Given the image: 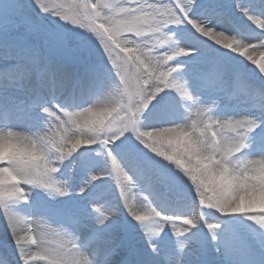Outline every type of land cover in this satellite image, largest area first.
Returning <instances> with one entry per match:
<instances>
[{
    "label": "snow or ice",
    "instance_id": "1",
    "mask_svg": "<svg viewBox=\"0 0 264 264\" xmlns=\"http://www.w3.org/2000/svg\"><path fill=\"white\" fill-rule=\"evenodd\" d=\"M31 5L57 18V24L45 25L30 15L26 7ZM31 5L0 0V59L12 61L0 68V112L9 117L0 127V144L5 146L0 209L23 264H112L118 255L130 257V264H159L136 245L125 225L142 233L157 254L161 245L178 243L179 252H170L164 264H186L191 245L187 234L201 222L219 241L221 223L209 222L208 212L243 214L264 228V219L251 211L264 208V201L246 198L264 188V103L258 102L264 101V54L259 59L253 55L264 53V16L236 3V11L246 18L240 20L204 0H83L73 15L52 0H31ZM219 34L236 37L242 47L226 44ZM94 53L102 62L88 59ZM246 70L258 80L249 79ZM240 97L253 101L258 114H215L221 100ZM11 120L37 130L15 131ZM160 128L173 130L170 142L178 145V157L149 143L146 137ZM130 137L156 163L167 161L176 171H161L135 156L130 165L124 163L115 150ZM257 137L259 158H242ZM97 146L111 158L110 170L101 175H114L120 183L117 204L90 199L54 213L41 205L39 210L46 213L41 215L13 209L19 203L31 205L33 188L52 199L70 197L69 181L57 176L63 162L74 158L93 164L94 157L84 153ZM101 175H93L76 195L84 197ZM175 178L188 195L174 199L165 211L154 201L165 197L162 186L174 184ZM133 185L145 193L139 207L125 195ZM210 186L238 194V203L228 207L209 202L203 192ZM122 213L127 215L118 223L115 218ZM52 215L64 230L56 233L61 243L55 247L46 239ZM170 234L175 242L166 239Z\"/></svg>",
    "mask_w": 264,
    "mask_h": 264
},
{
    "label": "rangeland",
    "instance_id": "2",
    "mask_svg": "<svg viewBox=\"0 0 264 264\" xmlns=\"http://www.w3.org/2000/svg\"><path fill=\"white\" fill-rule=\"evenodd\" d=\"M26 4L31 5V0H25ZM53 3L55 4H59L62 6V11L65 13H68L69 15H73V14H77L78 11H80V9H78L76 7L77 4H82L83 0H52ZM94 2V0H93ZM107 2L112 3L114 2V0H107ZM205 3L211 2L213 4L219 5L221 9L227 10L229 14H231L232 16H235L237 19L240 20H245L246 18L243 17L240 13H238L236 11L235 5L236 3H243L246 6H249L251 8V11L253 14H258V12H261V8H264V6L261 5L260 0H204ZM26 11L30 14L35 16L37 19L40 20L41 23L48 25V23L46 22V20L41 17L44 15V13L40 12L38 8H36L34 5L28 6L26 7ZM261 14V13H260ZM46 15V14H45ZM47 16V15H46ZM50 17V16H48ZM51 19H53L56 23H57V18L55 17H50ZM250 24H252L255 27H258L257 25L254 24V22L252 21H248ZM229 26H233V25H229ZM264 54L261 52H257V53H253V55H255L257 57V59L260 58V56ZM207 55L212 56L214 55L213 53L209 52L207 53ZM90 61L95 62V63H100L102 62L103 58L98 54V53H94L92 56H90L88 58ZM0 61H6L3 59H0ZM12 62V61H11ZM7 63H10V61H8ZM0 66H6L5 63H0ZM3 64V65H2ZM2 68V67H1ZM132 71H134V69H132ZM245 75L248 76L249 79L251 80H258V78L255 76V74L253 72H251V70H246L245 71ZM134 81H133V86H134ZM223 101V102H222ZM239 109H237L236 111H240L241 109V105L245 107V111L242 113H237L236 115L231 113L233 111H229V112H225L223 109H220L221 107H223L225 104L228 105L231 103V101L224 99L221 100V104L219 105L218 109L216 110V115L218 116H238V115H244V114H249L254 112L255 114H258V109L255 107L253 109L252 112H250V108L249 107H253V101L249 100L246 97H241L239 99ZM225 102V103H224ZM227 102V103H226ZM234 102V100H232V103ZM260 102V101H258ZM262 103H264L262 101ZM233 106H231L232 108ZM181 111L183 112V109H181ZM252 113V114H254ZM114 115V114H113ZM184 116H186V113H184V115L181 116L180 122L184 123ZM7 118L9 119V117L3 113L0 112V118ZM109 119H111V117H109ZM142 123H149V121H142ZM256 139V138H255ZM130 144L134 145V148H132L130 146ZM83 147V145H82ZM116 155L118 158H120L122 161L127 159L130 160L131 157H139L143 160L148 161L149 163L153 164V166L155 168L160 169L161 171H166V172H175V167L174 165H169L167 161H160L159 163H156L155 160L152 159L153 154L150 153L146 148H144L143 145H140L138 142H136L133 138H129L127 139L123 144L119 145L116 150ZM91 155L92 157H94L95 159V163L93 164H89V165H84L78 162H75L74 158H70L67 161L63 162V167L61 168V172L57 174L58 178L60 179H66L69 181V183L71 184L72 182H76L78 179H85V181H87V183H89V181H91V177L93 175H101L102 173H105L106 170H110L111 168V164H110V157H106L101 149L97 146L95 151H92L91 153L85 152L84 156H88ZM79 155V154H78ZM157 160L159 159L158 157L156 158ZM2 163V162H0ZM165 165H167V168H165ZM84 174H88L89 178L85 177ZM182 175V174H180ZM85 177V178H83ZM110 178V180L107 181L108 185H111L112 188H108L106 189V184H103L102 182L105 181L106 179ZM79 182V181H77ZM124 184H127V181H122ZM168 184V183H166ZM166 184H164L162 186L161 191L163 193H165V197H169V199H176L177 197H182V196H187L188 192L186 189V186L183 185L181 183V181L179 180V178H175V183L171 184V191L173 192V194L175 196H171L167 190H166ZM77 185V184H76ZM91 188H95L93 193L94 196H92L90 198H86L83 200H75V198H77L76 196V190L74 187H72L73 190V194L68 197V198H57V199H52L46 192L40 190V189H30L31 192V201L33 203H42L46 206H50L54 209V211H57L58 209L61 208V206H63L65 209H70L71 205L72 208H76L79 206L84 205L88 200L90 199H95L97 202L100 201L101 198L109 200L112 204H117L118 200H117V194H119V191L116 192L115 189L120 190V183L117 182L115 176H108V175H101V179L96 180V181H92L91 182ZM129 190H132L134 192H136L137 195H131L129 196V201L130 202H137V206L139 207L140 204V199L142 198L143 195H145V193H142L136 186H132L131 188L126 190L125 195H127V192ZM177 195V196H176ZM74 198V199H73ZM20 204V203H19ZM22 205H24L23 203H21ZM18 205V204H15ZM13 207V205H12ZM167 208L166 206L164 207V209ZM0 211H2V209H0ZM165 211H168V208L165 209ZM255 213H258V218H260V209H257ZM213 220L216 222H219L221 224H223L224 222H228L231 223L233 225H235L237 228H240L241 226V222H245L247 221V223H255L254 221L250 220L247 218V216H241L239 214L236 215H224V214H213ZM122 214H118L116 216V220L118 223H123L124 220L121 218ZM242 218V219H241ZM130 219V218H129ZM202 227H205V224L201 222ZM182 226V222H179L177 225V228L179 229ZM126 228H128L129 233L132 236V239L135 241L136 245L141 247L142 250L147 254V255H151L153 253V250L150 247L146 246V241L142 240L141 237L136 234L135 232H133L130 228V226L125 225ZM240 231V230H238ZM208 234V233H207ZM172 236V241L171 242H175L176 241V237L174 234H170ZM188 237L191 238V245L190 247L187 249V254H186V264H200L203 260H205V256L207 254V249L212 250L215 252V254L217 255V252H221V249L218 247L212 248V246L209 247H205L203 245V243L201 242V240L199 239L200 236H202V234L199 233H195V234H187ZM3 238L4 239H8L9 235L7 234H3ZM183 239V237L181 238ZM222 249L225 251V247H222ZM222 251V254H220V258L216 260V262L214 264H244V261L239 260V258L234 257L236 256L234 254V251L231 250L229 252L227 251ZM170 252H179V245L178 243H170L169 247H164L163 245H161L159 247V253H170ZM214 252L210 253V255H214ZM0 254H1V258L2 260L5 259V257L7 256L3 251H2V245H0ZM163 256V255H162ZM241 258V256H238ZM163 258V257H162ZM8 262V260L6 261Z\"/></svg>",
    "mask_w": 264,
    "mask_h": 264
},
{
    "label": "clouds",
    "instance_id": "3",
    "mask_svg": "<svg viewBox=\"0 0 264 264\" xmlns=\"http://www.w3.org/2000/svg\"><path fill=\"white\" fill-rule=\"evenodd\" d=\"M219 39L224 40V42L232 43L234 47H242V42L236 37H224L223 34H219ZM107 131V129H105ZM174 136V132L169 128L154 129L150 136H147L149 143L156 148L168 152L176 157L179 156L178 145L171 143V139ZM4 152L5 146L0 144V162H4ZM187 159V157H185ZM191 163V161H189ZM2 170V169H0ZM203 195L209 202L221 201L224 205L231 207L238 203L240 196L231 191H217L214 187L210 186L209 190L204 191ZM258 198L264 201V188L259 189L251 194V197L246 198ZM260 218L264 219V208L260 209Z\"/></svg>",
    "mask_w": 264,
    "mask_h": 264
},
{
    "label": "bare ground",
    "instance_id": "4",
    "mask_svg": "<svg viewBox=\"0 0 264 264\" xmlns=\"http://www.w3.org/2000/svg\"><path fill=\"white\" fill-rule=\"evenodd\" d=\"M257 15L264 16V8H261V12L259 11ZM228 27H231V26L228 25ZM7 62L8 61H0V63L9 64ZM1 67H3V66H0V68ZM104 103L107 104V103H109V101H104ZM244 111H245V107L242 106L241 109H240V111L235 112V113H242ZM6 122H9V119L3 118V117L0 118V127H3ZM10 122H11L12 126H14L16 128L15 131H36L37 130L35 128H31L24 121L11 120ZM260 154H261V149L254 148V150H249L248 154L245 155L243 158H245V159L259 158ZM127 164H129V163H127ZM160 199H162V198H159L158 201H154V202L155 203L156 202L159 203L160 202ZM130 203H132V202H130ZM133 203L136 205V202H133ZM13 209L15 211L20 212L23 215H41V214H46L44 212H41L39 209L32 210V212H30V211L28 212L29 209L24 208L23 206H19L18 208L13 207ZM257 209H259V208L252 209V210H257ZM49 218L52 220L53 223L52 222H49V228L51 230V234L46 238L47 240H51L52 238L56 237L57 236L56 233L63 232L64 231L60 227L59 224H56V223H58V220L57 219H54L53 216H50ZM4 223H5V218L3 217V210H2V211H0V237L3 238V234H7V235H9V238L8 239H4L3 238V240L14 243V241L11 238V234L9 232L5 231V229H4V227H3ZM65 239H67V238H65ZM81 242L82 243H86V240L82 237L81 238ZM32 250L35 251L36 249L33 248ZM119 257H120L119 255L116 256V257H113V261L112 262H114L115 260L118 261ZM99 259L101 261L104 259V253H103V251H101ZM35 261H39V264H45V262L44 261H41V260H35ZM117 261H115V262H117ZM162 264H164V263H162Z\"/></svg>",
    "mask_w": 264,
    "mask_h": 264
}]
</instances>
